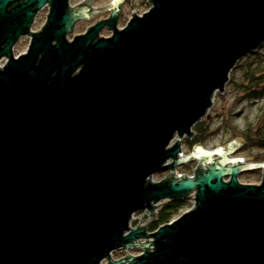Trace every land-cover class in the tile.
Returning a JSON list of instances; mask_svg holds the SVG:
<instances>
[{
	"label": "water",
	"instance_id": "1",
	"mask_svg": "<svg viewBox=\"0 0 264 264\" xmlns=\"http://www.w3.org/2000/svg\"><path fill=\"white\" fill-rule=\"evenodd\" d=\"M126 1L0 0V264H264V163L233 158L237 142L182 151L237 63L264 45V0H148L119 29ZM194 160L192 178L176 177ZM258 170L260 184L239 182ZM189 198L156 231L131 229L135 214L149 225L164 202ZM119 250L127 257L111 259Z\"/></svg>",
	"mask_w": 264,
	"mask_h": 264
},
{
	"label": "rangeland",
	"instance_id": "2",
	"mask_svg": "<svg viewBox=\"0 0 264 264\" xmlns=\"http://www.w3.org/2000/svg\"><path fill=\"white\" fill-rule=\"evenodd\" d=\"M84 1L86 0H70V5L71 7H75L82 4ZM113 1L114 0H92L91 6L93 9L97 10L107 7ZM150 7L151 5L148 4L146 0H127L123 9L122 17L120 18V21L118 23V28L123 29L129 22V20L132 18L133 13L137 15H142L146 13L150 9ZM48 13H49V8H45L41 10V12L37 15L36 21L32 27V32L37 33L42 30L44 25L47 23ZM109 14H110L109 11H104L95 15L89 20L82 21L76 26L73 34H71L68 37V39L73 40L74 37L85 34L86 31L96 23L108 19L110 17ZM100 35L102 37H109L111 35V32L104 31L101 32ZM30 40H31L30 36L21 38L19 40V42L16 44L13 50L15 58L27 52L30 44ZM248 56H250V58H248ZM248 56L241 59L237 63L233 71L230 73L229 82L225 87L224 93L217 92L213 96L212 107L209 110L206 117L209 119H213L212 135L202 146V148L206 151L213 152L218 148H224V147L227 148L232 142H237V141H230L229 143H227L232 136L231 129L229 128L228 125L230 123L229 122L226 123L227 120L232 121L233 122L232 124L236 128H238L241 131H244L246 130L249 124H254L257 121V118L261 115L262 110L264 109V99L256 100L253 102L243 99V93L237 87V84L246 82L245 71L249 69L247 66L248 63L247 61L250 60V62L252 63L251 64L252 66L250 67L252 70L254 67H264V45L261 48H259L255 53H252L251 55ZM5 63L6 60H3L2 64L5 65ZM176 141L177 139L173 142V144L176 143ZM185 141L186 138L182 142V151L183 154L186 156L191 152H194L195 149L191 150L187 146ZM240 148L236 150L234 154H232V157L243 160L244 163H253L252 162L253 158L260 153V151H258L257 149L241 152ZM197 165L198 162L194 160L188 165L177 168V172L179 175L181 174L186 176H192L194 174ZM168 175L169 172L154 175L153 181L154 182L162 181L163 179L167 178ZM262 176H263L262 170H258L252 173H245L239 176V182L242 184L257 185L261 183ZM187 201L188 203L185 206V208H183L180 211L179 215H177L173 220L178 219L184 213H186L187 211L193 208L194 206L193 199L189 198ZM141 216H142L141 213L135 214L134 221L137 223L136 224L132 223L133 227L134 226L140 227V225H143L141 222L138 223V219H137ZM144 226H147V224L145 223ZM127 254L137 257L142 254V251L138 248H133ZM126 257H127L126 251L124 250L116 251L111 255V259L115 261H120L121 259H124ZM103 264H109V263L108 261H104Z\"/></svg>",
	"mask_w": 264,
	"mask_h": 264
},
{
	"label": "trees",
	"instance_id": "3",
	"mask_svg": "<svg viewBox=\"0 0 264 264\" xmlns=\"http://www.w3.org/2000/svg\"><path fill=\"white\" fill-rule=\"evenodd\" d=\"M250 58V56H248ZM249 69L245 71L246 82L237 84L238 89L243 93V99L248 101H256L264 99V67L250 68L252 63L247 61ZM213 119L205 118L201 122L197 123L193 128V137L186 139L187 146L194 150L197 147H202L208 138L212 135V122ZM230 123L232 136L230 141H237L241 144L240 151H249L257 149L260 153L252 160L253 163H264V109L261 115L257 118L254 124H249L246 130L241 131L236 128L232 121L227 120L226 123ZM225 143V144H227ZM188 199L166 201L164 202L157 212L155 221L149 224L148 231L154 232L159 227L170 223L180 211L187 205Z\"/></svg>",
	"mask_w": 264,
	"mask_h": 264
},
{
	"label": "built area",
	"instance_id": "4",
	"mask_svg": "<svg viewBox=\"0 0 264 264\" xmlns=\"http://www.w3.org/2000/svg\"><path fill=\"white\" fill-rule=\"evenodd\" d=\"M146 1H147V3H148V0H146ZM148 4H150V3H148ZM2 63H3V61L0 63V67H3V66H4ZM180 176H183V175H181V174L179 175L178 172H177L176 177H180ZM185 176H186V175H185ZM193 176H194V174H193L192 176H187V177H191V178H192ZM193 202H194V201H193ZM158 205H159V204H157V206H158ZM159 209H160V208H157V209L155 210L156 216H157V212H158ZM155 218H156V217H155ZM134 220H135V215L133 216V219H132V222H131V229H133L134 227H138V226H134V227H133L132 223H134V224L137 223V222H135ZM133 221H134V222H133ZM148 221H149V220H147L146 222L142 223L143 225H140V227L144 226L145 223L147 224V226H149V225H148ZM138 223H139V222H138ZM112 254H113V253H112ZM112 254H111V255H112ZM102 264H103V263H102Z\"/></svg>",
	"mask_w": 264,
	"mask_h": 264
},
{
	"label": "flooded vegetation",
	"instance_id": "5",
	"mask_svg": "<svg viewBox=\"0 0 264 264\" xmlns=\"http://www.w3.org/2000/svg\"><path fill=\"white\" fill-rule=\"evenodd\" d=\"M124 6H125V5H124ZM124 6H123V9H124ZM123 9H122V13H123ZM109 15H110V14H109ZM109 15H108V16H109ZM93 17H94V16H93ZM121 17H122V15H121ZM121 17H120V18H121ZM36 18H37V17H36ZM35 21H36V19H35ZM83 21H84V20H83ZM119 21H120V19H119ZM81 22H82V21H81ZM81 22H79V23H81ZM79 23H78V24H79ZM118 23H119V22H118ZM78 24H77V25H78ZM77 25H76V26H77ZM75 28H76V27H75ZM104 31H108L107 28H104V29L102 30V32H104Z\"/></svg>",
	"mask_w": 264,
	"mask_h": 264
}]
</instances>
